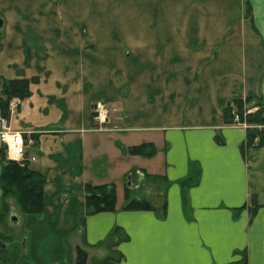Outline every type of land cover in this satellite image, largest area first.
<instances>
[{
  "label": "crops",
  "instance_id": "crops-1",
  "mask_svg": "<svg viewBox=\"0 0 264 264\" xmlns=\"http://www.w3.org/2000/svg\"><path fill=\"white\" fill-rule=\"evenodd\" d=\"M0 19V79H34L6 126L44 179L40 214L8 206L21 252L0 264H71L80 226L72 264L112 237L118 264H264V129L249 143L257 124L224 115L264 107V0H0ZM130 171L161 207L126 210L127 192L82 218L86 184Z\"/></svg>",
  "mask_w": 264,
  "mask_h": 264
},
{
  "label": "trees",
  "instance_id": "trees-1",
  "mask_svg": "<svg viewBox=\"0 0 264 264\" xmlns=\"http://www.w3.org/2000/svg\"><path fill=\"white\" fill-rule=\"evenodd\" d=\"M34 79H0V116L8 118V102L12 98L24 99L29 95L28 85ZM263 99L264 96L262 95ZM244 102H234L235 111L242 120L243 106L253 103L250 99ZM257 111L245 116V122L249 124H264V107L256 103ZM255 104V105H256ZM227 123L232 120L231 109L228 107L224 110ZM228 119V120H227ZM257 131L254 129L247 130V142H251ZM4 149L0 150V188L2 191L1 198L12 196L16 200L22 214L38 215L42 212V184L44 179L42 176L29 170L27 165L23 163L19 165L15 162L3 160ZM5 156V155H4ZM4 203V202H3ZM83 207L86 213L94 214L99 212L114 211L115 196L111 188L104 186L87 185L84 187ZM151 207L133 206V200H129L124 207L126 210H148Z\"/></svg>",
  "mask_w": 264,
  "mask_h": 264
},
{
  "label": "rangeland",
  "instance_id": "rangeland-1",
  "mask_svg": "<svg viewBox=\"0 0 264 264\" xmlns=\"http://www.w3.org/2000/svg\"><path fill=\"white\" fill-rule=\"evenodd\" d=\"M250 108H253V106ZM113 114H116V111L111 110L110 113L108 114L109 120L113 116ZM111 126L112 125L108 123L107 125L104 126V128L111 127ZM256 126L258 127H254V128L257 129L258 132H257V136L254 139H256L255 142L258 143L262 135L261 132L264 129V124H257ZM2 156L5 158L3 153H2ZM3 160H6V158ZM23 163H24V160L20 161L17 164L22 165ZM127 180H129L130 182ZM128 182L130 183V185H128ZM113 183H114L112 185L113 193L117 200L122 201L125 194L129 192V194L132 195L130 200H133V206H136V207H152V206L159 207L160 206L161 207V204H162V200L160 196L161 185L160 186L157 185L158 187L154 186L156 191L153 193L152 191L153 187L151 186V188H149V185H148L149 182L146 181L145 179L144 180L142 179V183L139 182L138 176L136 175V173L133 174L131 171L121 177L119 176ZM1 195H2V191H1ZM83 199H84V196H83ZM2 202H4L3 205L1 204ZM9 205L12 207H15L16 212L18 213V216H20V218H22L24 214L21 213L19 206L16 203V200L14 199V197L8 195V196L1 198L0 200V240L9 243V250L8 251L0 250V255H2L3 257L5 256L8 262H11L12 258L17 257L18 254L21 252L19 242L23 234L21 230L19 231L17 226H13L12 224H9L8 222L9 220L8 215H9V210H10L8 207ZM86 214H87L86 211L84 210V208H82L81 209L82 218ZM80 227L77 231H75L73 234H71L67 238V245L69 248L68 257H69L71 264L74 258V247L78 245L81 248H85V245L82 241L83 228L82 227L80 228ZM114 241H115V238L112 237L106 240L100 246V250L96 249L94 251H91L90 252L91 254L88 253L86 264H118L120 255L114 249ZM244 262L245 261L243 258L238 264H244Z\"/></svg>",
  "mask_w": 264,
  "mask_h": 264
},
{
  "label": "built area",
  "instance_id": "built-area-1",
  "mask_svg": "<svg viewBox=\"0 0 264 264\" xmlns=\"http://www.w3.org/2000/svg\"><path fill=\"white\" fill-rule=\"evenodd\" d=\"M20 107H22L21 100L12 98L8 102V116L14 114ZM253 110L254 108H245L243 110L242 116L245 117L247 114L252 113ZM110 111L111 110H109L103 103H96L92 106V121L97 130L105 129L104 126L109 123L108 114ZM231 115L233 124H239L240 117L234 109L231 110ZM6 122V118H2L0 116V138L3 143L4 155L6 160L19 163L20 161L24 160L26 141L22 135V132L10 130L7 128ZM242 125L247 127L245 124Z\"/></svg>",
  "mask_w": 264,
  "mask_h": 264
},
{
  "label": "water",
  "instance_id": "water-1",
  "mask_svg": "<svg viewBox=\"0 0 264 264\" xmlns=\"http://www.w3.org/2000/svg\"><path fill=\"white\" fill-rule=\"evenodd\" d=\"M2 26V20L0 19V27ZM261 94L264 96V79L261 83ZM128 185L130 183L128 182ZM9 221L11 224L17 223V217L14 213H11L9 216ZM7 245L0 241V248H5ZM87 254L84 250L80 249L79 247L75 248V264H86Z\"/></svg>",
  "mask_w": 264,
  "mask_h": 264
}]
</instances>
